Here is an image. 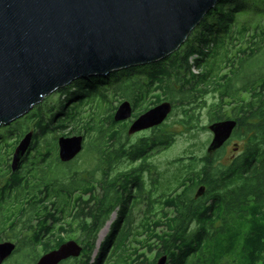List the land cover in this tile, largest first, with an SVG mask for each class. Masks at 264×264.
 <instances>
[{"label":"trees","instance_id":"trees-1","mask_svg":"<svg viewBox=\"0 0 264 264\" xmlns=\"http://www.w3.org/2000/svg\"><path fill=\"white\" fill-rule=\"evenodd\" d=\"M246 7V0L218 1L178 50L157 63L148 64L151 68L145 69L146 80L136 75L134 66L120 69V75L117 71V74L93 76L88 80L78 79L75 81L79 84L73 87L72 94L85 92L83 97L76 95L79 103L61 104L56 112L45 110L42 103H38L25 116L5 125L7 136L14 137V141L0 142V155L6 154V160L0 157V234L17 235V225L25 218L29 226L25 225L23 230L32 228V218L37 215L65 216V205L59 202L74 199L77 205L68 207V211L78 220L76 224L81 230L87 231L84 243L90 254L97 233L114 209L107 206L108 202L123 199L132 171L138 172L137 184L141 185L139 172L147 166L149 153L161 145H170L173 139L169 132L158 128L153 134L133 142L128 133L131 124L113 119L118 106H103L109 92L120 99L119 104L132 99L137 117L162 100L174 106L179 104L184 107L186 124L194 123L201 109L190 106L215 93L219 101L209 108L210 120L223 119L225 107L230 106L231 114L238 120L235 136L239 140L245 139L247 131L256 132V138L260 133L264 139V28L252 29L237 22V15ZM119 81L125 83L120 96ZM95 94L99 95L98 100ZM85 99L87 101L83 102ZM29 131H33L35 139L31 143L33 153L28 150L25 164L13 171L7 162L8 155ZM49 134L84 136L83 150L72 164L87 157L89 165L79 170L74 166V171L69 168L68 177H72L69 185L73 188L67 190L68 199L64 190L50 193V187L60 181L54 179L45 166L60 161L52 153L57 142L41 143ZM255 139L248 140L251 149L227 165L214 167L213 159L206 156L202 158V166L194 168L196 157H191L192 162L183 177L182 173H177L170 181V190L182 185L185 190L170 191L171 197L165 202L168 216L159 215L158 208H154L151 236L130 239L134 229L140 233L147 226L132 225L128 214L125 223L114 224L112 235L107 236L102 247V261L97 264H156L163 255L167 256L166 264H264V141ZM32 155H35L32 165L37 164L39 169L40 188L39 184L29 183L33 169L25 167ZM124 157L138 161V165L115 171L119 159ZM204 185L205 194L195 199L193 193ZM8 191H15L16 195L7 205L8 213L3 215ZM75 192L80 194L73 197ZM83 195L88 196L83 200ZM37 205H41L44 214L37 211ZM43 223L37 230V246L41 243L47 250V244L52 241H43ZM57 238L56 247H59L63 239ZM148 253H153V258L149 259Z\"/></svg>","mask_w":264,"mask_h":264},{"label":"water","instance_id":"water-1","mask_svg":"<svg viewBox=\"0 0 264 264\" xmlns=\"http://www.w3.org/2000/svg\"><path fill=\"white\" fill-rule=\"evenodd\" d=\"M220 0H0V126L25 116L45 95L93 75L169 56L184 43L203 16ZM113 119L132 117L128 100L117 105ZM172 111L164 101L132 121L129 135L162 124ZM234 120L210 123L207 151L224 144ZM27 132L14 149L13 171L32 143ZM58 157L75 159L84 136H60ZM205 190L201 186L195 197ZM15 245L0 243V264ZM81 246L68 240L40 257L37 264H56L78 256ZM163 255L156 264H166Z\"/></svg>","mask_w":264,"mask_h":264},{"label":"rangeland","instance_id":"rangeland-1","mask_svg":"<svg viewBox=\"0 0 264 264\" xmlns=\"http://www.w3.org/2000/svg\"><path fill=\"white\" fill-rule=\"evenodd\" d=\"M247 2V7L244 9L243 12L239 13L237 15V22L238 23H245L248 27L254 29L256 27H262L264 28V0H246ZM165 59V58H163ZM162 60V59H161ZM160 60L153 62V63H157ZM148 64L150 63H146V64H139V65H135L134 70L136 71V75H138L142 80H146L145 79V71H147L148 69L151 68V66H149ZM148 65L146 68H142L144 66ZM147 69V70H145ZM120 70V69H119ZM119 70H114L109 72L106 75L103 76H107V75H111V74H117V71ZM194 71L197 70V68L193 69ZM120 71L118 72V75H120ZM93 76H101V75H93ZM93 76H90L88 78H91ZM87 78V80H88ZM139 78V79H140ZM78 80V79H76ZM98 81V80H97ZM119 81L118 85V95L120 96V92H122V88L125 87V83L122 81ZM86 82H83L82 84H85ZM79 81H71V83L53 91L52 93H50V95H45L44 99L40 102L41 107L45 110H53V111H57L58 108L61 107V104H65L67 103V106H73L74 103H79V99L76 95H80L81 97H83V95H85L84 91L78 92L76 94H72V91H74V86L78 85ZM110 84H113L112 82ZM97 93V92H96ZM99 96L98 94H95V97ZM99 98L97 97V100ZM119 98L114 96L113 93H108L106 101L104 103V108H114V106L118 103ZM130 100V102H133L132 99H128ZM87 101V99L83 100ZM219 101V97L217 94L215 93H210L208 95H206V97H204L202 99V102H199L198 104L194 105L192 104L190 106V108H201L199 109V111L197 112L196 116H197V120L193 122H190V124H186L185 123V118L183 117V111H182V106H179V104H176L175 106L172 107V111L170 112V114L167 116V120L166 122L161 126V130H166L167 132H169L171 134V137L173 138L172 141H170V145H164V146H160L158 147L155 151H153V157H152V162L154 163V167L155 169H157L158 171H160L162 173L161 178L158 180H161L160 182H169L172 179H174V175H176L177 173H185L187 171V169L190 167V163L191 161V157H196V161L197 164L194 168H200L201 162H202V158L208 156L207 154V149L208 146L210 144V140H212L213 138V134L212 132L209 130V128H207L209 126L210 122V115L209 114V108H211V106L213 104L218 103ZM71 102H74L71 104ZM89 105V104H88ZM67 108V107H66ZM69 108V107H68ZM226 108V112L230 113V106L225 107ZM196 109V110H198ZM9 125V124H8ZM5 125L0 126V142L1 143H8L9 141H14V137H9L7 136V130L6 128H4ZM154 131V130H153ZM154 132L151 133H140L134 136H131L132 141H137L139 140L141 137L143 136H148L153 134ZM60 135L55 134L54 136H52V134H49L47 137H44L41 140V143L43 145H46V142L54 144L57 142V138ZM52 137V138H51ZM238 142V140H236ZM57 145V143H56ZM58 146V145H57ZM53 147L52 148V153L53 156L55 157V153H57L58 155V147ZM1 148V146H0ZM29 148L30 153H33L32 149H31V145ZM2 150V149H0ZM13 152H11V154L8 155V164H11L12 158H13ZM27 155V154H26ZM233 155H235V153H233V145L229 146V148L227 149H222L221 152L217 153V157H216V161L215 163L219 164H223V165H227L230 160L232 159ZM25 156V155H24ZM35 155H32V157L27 160L29 162L26 161V169L27 168H31L33 169L32 173H30L29 176V183H32V185H37L38 188L42 187V183L39 177V172H38V168H37V164L32 165L33 162H35L34 157ZM0 157L3 160H6V154L4 155H0ZM24 159V158H23ZM76 159V158H75ZM73 159V160H75ZM83 159V157L81 158ZM72 160V161H73ZM89 161L86 158H84L83 160H79V162H76L75 165H67L64 163H57L56 165H52V166H45V169H47L49 172H52V175L54 176V179H58L60 180V183L58 185H54L53 187H50V193L54 194L55 191H59V190H64L63 193H67V190H71L73 188L72 185H69L71 183L70 180H67L66 182H62V180H65L69 174H70V170L69 168L73 169L72 171L76 170L75 168L82 169L83 167H86L87 165H89ZM49 164L51 163V161L48 162ZM44 164L39 165V167L42 169ZM75 166V168H74ZM119 167V166H118ZM25 175V171L23 173ZM23 175V177H25ZM34 175V177H32ZM51 177V175L49 176ZM2 186V182L0 181V187ZM172 186H174V184H172ZM39 192V190L37 189V193ZM204 192V191H203ZM49 193V194H50ZM203 194V193H202ZM201 194V195H202ZM15 191L13 192H6V204H4V208H3V215H5L6 213H8V206L11 202V200H13L15 198ZM78 195V193H77ZM76 195V196H77ZM196 195V193H193V197ZM200 195V196H201ZM68 199V197L66 198ZM37 211L39 213L44 214V211L42 210L41 205H37ZM170 214H173L170 211ZM115 219V213H113L110 217V219L103 225V227L100 229V231L98 232V234L96 235V238L94 240V244H93V249H91L92 251L90 252V254H88L87 258L90 260L89 263L91 264H95L97 263L98 260L102 261L101 257H102V252L104 249H102L105 240L107 238V234H110V228H111V221ZM27 220L24 219L23 222ZM78 222V220H75L74 218L71 220L72 224V237H74L75 239L81 240L83 239L84 233L81 231V228L79 227V225H77L76 223ZM22 224H18V227H22ZM19 230V229H18ZM110 231V232H109ZM85 244V243H83ZM148 258L151 259L153 258V253H148ZM23 255H21L19 258L22 260V264H30V262L28 260L25 259V257H22ZM18 258V257H17Z\"/></svg>","mask_w":264,"mask_h":264},{"label":"flooded vegetation","instance_id":"flooded-vegetation-1","mask_svg":"<svg viewBox=\"0 0 264 264\" xmlns=\"http://www.w3.org/2000/svg\"><path fill=\"white\" fill-rule=\"evenodd\" d=\"M166 101V100H164ZM130 102V101H129ZM162 101H159L158 103L151 105L150 108L158 105L159 103H162ZM172 104V103H171ZM130 105L132 107V117H130L129 119L123 120V121H119V122H127L128 124H131L133 120L136 119L137 116H135V110L134 108L135 105H133L132 102H130ZM174 105H172L173 107ZM232 110V108H230ZM231 110L230 113H225L226 116L223 117V119L220 120H210L211 123L216 122V121H223V120H234L236 121V126H234V129L231 133V136L226 139V141L224 142V144L221 146V148L216 149L215 151L212 152H208L207 154L208 156H210L213 159L214 162V167L216 166H220L223 164H217L215 163L216 161V157H217V153L221 152L222 149H227L229 148V146L233 145V153H235V155H233L232 159L230 160V162L234 161L235 159L239 158L240 156L244 155L245 152H247L248 149H251V145L248 142V140H251L252 138L255 139L256 137H254V135L256 134V132H249L247 131V135L245 137V139L243 140H239L238 137L235 136V132L238 126V120L235 118L236 116H234L233 114H231ZM168 116V115H167ZM166 116V117H167ZM167 118L165 119V121L158 125L150 128V129H145L139 132H136L134 134H131L130 136H134L140 133H151L156 131V129L161 128V126L166 122ZM154 130V131H153ZM262 135L259 133L258 137L255 139V141H264V139H262ZM35 140L34 138L32 139V141ZM38 140V139H37ZM238 140V142L236 141ZM33 145L31 144V147ZM164 146V145H161ZM30 147V146H29ZM160 147V146H159ZM29 150V148H28ZM27 150V151H28ZM263 150V149H262ZM27 154V153H26ZM25 154V156L22 157L21 161H19L18 167L24 165V159L27 155ZM59 160V157L57 155V153H55ZM153 152L149 153V158L147 159L148 164L145 168L140 169L141 171L140 173V179H139V183H141V185L138 186L137 182L138 179L136 178V174L138 173H133L132 177H130V184L128 186V188L132 189V191H130L129 189H127L126 191H124L125 195H123V199L122 200H116L114 202H108L107 206L109 205V208L114 206V209H112L113 211L110 212L109 217L107 218V221L110 219L111 215L113 213H115V219L112 220L111 223V228H110V234H107V236L112 235V232L114 231V224L116 222H122L125 223V218L126 216L129 214V219L131 220L130 222H132V225L138 227L141 224H145V226H147L146 230L141 229L140 233H136V230H133V233L130 234V239H132L133 237L136 239H147L151 236L150 233H152V225H153V219H154V208H158L157 213L159 215H165L167 213V205H165V202L167 199H169L171 197L170 191L174 190V193H181L185 190V186L182 185L180 186L178 189V186H175L173 189L170 190V184L169 182H160L161 180H158V178L160 179L162 176V173L160 171H158L157 169H155L154 167V163L152 162V156ZM78 157V156H77ZM60 161V160H59ZM61 163L67 164V165H71L72 164V160L69 162H62ZM229 162V163H230ZM138 161H133L127 157L121 158L119 159V162L117 163V170L115 171H122V169H127V168H135L138 164ZM228 163V164H229ZM119 166V167H118ZM185 173H182V177ZM127 180V178H125ZM67 180L72 181V177H67L64 180H62V182H66ZM60 181V180H59ZM1 188V187H0ZM204 188L206 190V187L204 185ZM204 190V192H205ZM198 191V190H197ZM202 192L203 194L199 197H195V199L202 197L205 193ZM39 193V192H38ZM37 193V195H38ZM80 194L79 192H75L73 197H76V195ZM170 194V195H168ZM88 196V195H87ZM86 195H83V200L85 198H87ZM65 197H69L68 193L67 195L65 194ZM11 203V202H10ZM60 205L63 204L65 205V211H63L66 215L65 216H55V218L53 217H49V216H36L33 219L32 222V228L28 227V229L23 230L22 228H24L25 225L29 226L28 220H25L24 222H20V224H22V227H18L17 226V235L16 234H11V233H1L0 234V243H5V242H11L15 245L14 249L12 252H10L11 254L3 261L2 264H22V260L19 258L21 255H23L22 257H25L26 260H28L30 262V264H37V262L39 261L40 257L43 256L46 253H49L52 250H56L58 247H56V241H57V237H60L63 239L62 243L67 242L68 240H74L78 243V245L81 246L82 249L80 254L78 256H70L67 257L65 259H62L61 261L57 262L56 264H91L89 263L90 260L87 258L88 256V252L85 250V244L84 241L87 238L88 233L86 232H82L84 233L83 239L78 240L75 239L74 237H72V224L71 220L73 219L72 216H70V212L68 211V209L70 207H72V205H77V202L74 201V199L71 200H67V201H63V203L59 202ZM58 203V204H59ZM81 203H83V201H81ZM55 204H57L55 202ZM93 204V202L91 203ZM50 205L52 206H56L52 203H50ZM62 207V206H61ZM69 207V208H68ZM70 210V209H69ZM57 213V212H56ZM26 219V218H25ZM89 221V219H87ZM44 221V223L42 224V230L44 231L45 236L42 238L43 241H52L49 244H47V250H45V245L42 246V244L38 243L39 245L37 246V230L38 228H40L39 225H41V223ZM106 221V222H107ZM104 222V224L106 223ZM103 227V226H102ZM101 227V228H102ZM19 229V230H18ZM20 231H23V233H19ZM100 231V230H99ZM49 232V234H48ZM98 234V233H97ZM93 237V236H92ZM33 241V242H32ZM45 241V242H46ZM142 250V249H141ZM18 257V258H17ZM100 261V260H98ZM97 261V262H98ZM97 264V263H96Z\"/></svg>","mask_w":264,"mask_h":264},{"label":"bare ground","instance_id":"bare-ground-1","mask_svg":"<svg viewBox=\"0 0 264 264\" xmlns=\"http://www.w3.org/2000/svg\"><path fill=\"white\" fill-rule=\"evenodd\" d=\"M208 12H209V10H208ZM206 13H207V12H206ZM205 15H206V14H205ZM205 15H204V16H205ZM204 16H203V17H204Z\"/></svg>","mask_w":264,"mask_h":264}]
</instances>
